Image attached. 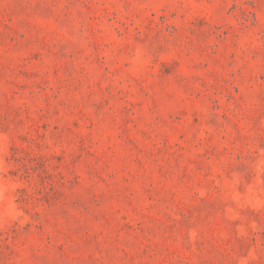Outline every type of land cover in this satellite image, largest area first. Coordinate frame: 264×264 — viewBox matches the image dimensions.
Masks as SVG:
<instances>
[{
	"label": "rangeland",
	"instance_id": "rangeland-1",
	"mask_svg": "<svg viewBox=\"0 0 264 264\" xmlns=\"http://www.w3.org/2000/svg\"><path fill=\"white\" fill-rule=\"evenodd\" d=\"M0 264H264V0H0Z\"/></svg>",
	"mask_w": 264,
	"mask_h": 264
}]
</instances>
